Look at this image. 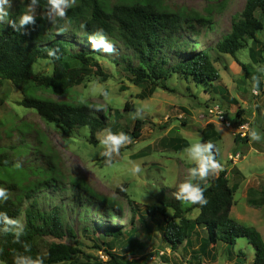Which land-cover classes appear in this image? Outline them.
<instances>
[{
    "label": "rangeland",
    "instance_id": "rangeland-1",
    "mask_svg": "<svg viewBox=\"0 0 264 264\" xmlns=\"http://www.w3.org/2000/svg\"><path fill=\"white\" fill-rule=\"evenodd\" d=\"M20 1L13 0L12 7ZM245 2L246 0L164 2L173 12L194 11L211 21L210 28L195 24V41L199 44L196 51L208 50L219 73V82L212 90L197 86L193 81L183 80L181 76L176 75L165 81V89L149 83L134 85L130 81L131 75L123 69L125 61H120L119 57L131 52L125 50L121 44L115 43L117 53L108 55L110 60L98 57L103 71L108 74L105 81L91 76L65 93L36 92L39 97L57 102H92L105 110L109 128L113 132L126 131L130 137L131 132H136V122H142L139 137H131V142L120 149V155L113 158L111 166L98 154L99 132L95 134L96 144H91L86 127L63 130L55 124L45 122L35 111L18 105L23 97L21 90L10 82L2 83L0 96L4 103L0 106V150L9 153L22 167L41 165L47 168L45 161L36 156L37 151L46 152L48 149L49 152L50 149L49 153L54 157L52 162L60 171L61 181L67 189L65 193H57L39 201L40 206L45 209L53 205H62L63 208L67 206L65 211L63 209L65 223L71 227L73 240L79 243L83 252L77 262L59 264H113L104 252L106 243L111 246V252L117 257L139 264H195L201 256L205 264H252L254 250L242 237L237 238L232 246L218 242L213 245V250L207 249L205 254H200L199 247L206 234L204 227L203 231L201 227L196 229L197 233L191 236L189 242L171 251L156 223L144 214L146 206L160 205L159 202L167 198L168 202L179 204L185 217H196L197 210L193 209L192 205H182L172 193L179 183L188 178L189 168L195 166L186 160L183 150L197 141H211L217 152L216 159L222 165V169L214 176L225 170L230 185L235 187L230 217L243 226L255 228L264 237V206L256 209L255 206L257 203L260 205L261 199H256L254 195L257 193H253L254 185H258L255 192H259L261 186H264V29L257 34V41H249L234 58L219 54L216 50V45L230 32L232 20L239 18ZM34 7L35 15L55 17L49 11L44 13ZM256 15L258 16L257 13ZM168 57L169 65L173 64V55L168 54ZM112 59L118 63L115 64ZM132 60L135 65L136 60ZM51 70V63L47 60H39L34 66V71L41 74H49ZM253 76L257 77L259 85H262L258 92L254 89ZM93 88H103L108 97L105 98L99 91L94 92ZM125 104H128L131 110H125ZM216 105L219 108L211 113L209 110ZM137 108L142 109L141 118H134ZM238 110L243 112L240 120H244L246 133L249 128L257 130L262 136L260 142L251 141L246 133L243 138L238 135V127L234 125ZM115 111L118 113L114 114ZM25 125L30 126V129L23 135L20 131L26 133ZM35 131L45 136L46 147L39 148ZM236 137L238 140L234 141ZM21 141L32 146L30 153L22 157L16 155ZM183 141L186 142V147H180ZM236 154L240 155L239 159L235 162L229 161V157ZM135 165H139L142 171H131ZM38 174H30L29 178L24 180L25 183L36 180ZM77 180L84 181L97 194L118 203L121 208L118 224L123 230L120 237L105 238L98 228L95 230V213L70 209L73 196L70 182ZM120 184H125L124 195L116 191ZM7 189L9 197L17 193ZM129 201H133L135 205L133 211L136 216L132 221ZM25 206L23 203V209ZM166 211L168 214L173 213L171 208ZM18 221L20 226H23V214ZM53 242L59 240H36L41 256L45 255L47 247ZM62 242L71 243L67 237L63 238ZM229 257L230 262L227 260Z\"/></svg>",
    "mask_w": 264,
    "mask_h": 264
},
{
    "label": "trees",
    "instance_id": "trees-1",
    "mask_svg": "<svg viewBox=\"0 0 264 264\" xmlns=\"http://www.w3.org/2000/svg\"><path fill=\"white\" fill-rule=\"evenodd\" d=\"M164 2L165 0H76L67 10V16L63 20L45 14L35 15V25L26 26L24 29L27 35L14 32L7 24L0 25V86L3 82H10L21 90L23 97L18 105L35 111L47 123L55 124L63 130L88 128L89 141L96 144L95 134L109 128L108 117L102 107L92 102H57L39 97L36 92L65 93L91 76L105 81L108 74L103 71L98 57L109 60L110 57L102 51L93 52L89 40V37L99 40L100 37L93 33L95 29L103 28L110 43H119L131 52L119 57L120 61H125V64L122 63L123 69L131 75L130 81L134 85L149 83L165 89V81L176 75L181 76L183 80L193 81L197 86L212 90L219 82V73L208 50L196 51L199 44L195 41V24L210 28L211 21L194 11L173 12ZM45 3L46 0H38L35 6L47 13L49 10ZM27 4L28 0L17 2L10 10L13 17L27 11ZM263 29L264 0H246L239 18L232 20L230 32L216 45V50L219 54L234 58L249 41H257V34ZM193 37L195 39H192ZM49 48H58L60 58L50 60L47 56ZM168 54L174 57L171 65ZM132 58L136 60L135 65ZM39 60L51 63V73L41 74L34 71V66ZM112 60L115 64L118 63L115 59ZM261 87L262 85H259V88ZM3 103L4 100L0 96V106ZM124 107L125 110H131L128 104ZM116 113L118 111L114 112ZM242 113L241 110L237 111V119L234 122L237 127L244 123V120H240ZM141 123L136 122V132L130 134L132 138L139 137ZM24 127L26 133L20 131L23 135L30 129L28 125ZM35 134L38 135V146L42 149V146L46 145V138L37 131ZM237 140L236 137L234 141ZM186 146L184 141L180 145ZM31 148L29 143L21 141L16 155L26 156ZM49 152L48 149L46 152L39 150L36 156L45 161L47 168L41 165L17 168L15 158L0 150V187L2 185L17 191L7 202L0 204V211H6L16 220L23 214L24 235L21 240L31 245V252L25 253L20 244L13 243L11 231L15 230V226L8 225L10 231L5 233L3 229L6 225L0 221V261L5 264H12L14 249L35 259L40 255L36 243L38 238L59 240L47 247L44 264L77 262L83 255L79 243L73 240L71 227L64 220L63 209L65 211L67 206L63 208L62 205H53L45 209L39 204L40 199L65 193L67 190L61 181L60 171L52 162L54 157ZM34 173H39L38 178L25 183L24 180ZM200 184L205 189L203 194L207 204L203 207L199 204L192 205L198 212L193 219L185 217L179 204L168 202L167 198L161 200L160 205L145 207L144 214L156 223L171 251L189 242L191 236L197 233L196 229L201 227L202 231L205 228L206 237L199 247L200 254H205L210 245L221 242L232 246L237 238L242 237L254 250L252 264H264V239L261 234L255 228L243 226L230 217L235 187L230 185L226 171L222 170L216 176L211 175L206 182ZM124 188L125 184L117 186V193L124 195ZM70 191L73 194L70 206L72 211L78 209L95 213V230L98 228L105 238L116 239L121 236L123 230L118 224L121 208L116 201L97 194L82 180L71 181ZM23 203L26 204L24 209ZM129 205L132 221L136 216L133 211L135 205L133 201H129ZM167 208H171L173 213L168 214ZM65 237L71 243L62 242ZM105 247L104 252L111 263L139 264L114 255L108 243ZM201 257L197 258L195 264H202Z\"/></svg>",
    "mask_w": 264,
    "mask_h": 264
},
{
    "label": "clouds",
    "instance_id": "clouds-1",
    "mask_svg": "<svg viewBox=\"0 0 264 264\" xmlns=\"http://www.w3.org/2000/svg\"><path fill=\"white\" fill-rule=\"evenodd\" d=\"M38 0H28L27 11L21 13L18 17H13L10 9L12 8L13 0H0V25H5L11 28L14 32L27 35L24 31L26 26L35 25V5ZM76 3V0H46L45 7L48 8L51 14L55 17L63 20L67 16V10ZM82 27H84L82 25ZM63 31V29H60ZM93 35L99 36V40H91V49L93 52H103L108 55H115L117 53L116 47L108 41L106 33L103 28L95 29ZM47 56L51 59H59V49L49 48ZM252 80L255 81L254 89L259 91V80L253 76ZM93 91H99L105 98L108 97V93L103 88ZM142 109L137 108L134 113V118H141ZM246 135L251 141L260 142L262 139L261 134L252 128L248 129ZM99 145V155L104 158L105 163L109 166L113 163V158L120 155V149L131 142V137L121 131L113 132L111 128H105L101 130L97 135ZM185 158L191 164L195 166L189 168L188 178L176 186V190L172 193V196L179 201L182 205L189 206L199 204L201 207L207 204V199L204 197L205 189L201 187L200 182H206L211 175H214L222 169V165L216 159L215 145L211 141L203 142L197 141L191 143L184 150ZM17 168L21 167L17 162L15 165ZM131 171L139 173L142 171L139 165H135ZM9 199V190L5 187H0V204L7 202ZM0 221L6 225L3 229L5 233H8L10 229L8 225L15 226V230L11 231L13 243L20 244L25 253L31 252V245L26 241H22L21 237L24 235V227L20 226L19 221L11 218L6 211H0ZM45 256L37 255L35 259L31 255H22L18 250L12 252V264H44ZM0 264H5L4 261H0Z\"/></svg>",
    "mask_w": 264,
    "mask_h": 264
},
{
    "label": "crops",
    "instance_id": "crops-1",
    "mask_svg": "<svg viewBox=\"0 0 264 264\" xmlns=\"http://www.w3.org/2000/svg\"><path fill=\"white\" fill-rule=\"evenodd\" d=\"M257 187H258V185H254L253 186V189L256 191L257 190ZM255 191H253V193H257V194H255L254 195V197L256 196V199H261V201L259 202V204L260 205H258V203H257V205L255 206L256 207V209L257 208H259V207H263L264 206V186H261V190H259V192H260V194H258L259 192H255ZM246 195H247V198L249 197V192H248V190H247V193H246ZM247 201H249L248 199H247ZM233 206V205H232ZM250 206V205H249ZM232 208V207H231ZM230 212H231V210H230ZM259 232V231H258ZM205 234V233H204ZM262 236V235H261ZM206 237V234H205V236L203 237V239ZM262 238L264 239V237L262 236ZM202 242H203V240H202ZM202 242H201V245H202ZM214 249V246L213 245H210L209 246V248H208V250H213ZM207 250V251H208ZM229 259V262H230V257L229 258H227V260ZM201 262H202V264H205L202 260H201ZM229 262H227V263H229ZM230 264V263H229Z\"/></svg>",
    "mask_w": 264,
    "mask_h": 264
},
{
    "label": "built area",
    "instance_id": "built-area-1",
    "mask_svg": "<svg viewBox=\"0 0 264 264\" xmlns=\"http://www.w3.org/2000/svg\"><path fill=\"white\" fill-rule=\"evenodd\" d=\"M212 108H213L212 110H209L211 113H212L213 111H217V109L219 108V106L216 105V106H213ZM237 132H238V135H239L241 138H243V137L245 136V133H246V125L241 124L240 126H238ZM231 157H232V156L229 157V159H230L229 161H233V162H235L237 159H239L240 155H239V154H236V155H234L232 158H231Z\"/></svg>",
    "mask_w": 264,
    "mask_h": 264
}]
</instances>
